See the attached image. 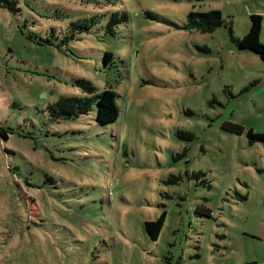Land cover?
Instances as JSON below:
<instances>
[{
  "label": "rangeland",
  "instance_id": "obj_1",
  "mask_svg": "<svg viewBox=\"0 0 264 264\" xmlns=\"http://www.w3.org/2000/svg\"><path fill=\"white\" fill-rule=\"evenodd\" d=\"M80 1L0 8V264H264V143L247 137L264 135V61L229 33L258 14L264 45V0ZM212 9L222 26L185 28ZM88 11L92 30L70 28ZM79 80L111 86L116 122L50 115L89 96ZM164 211L153 241L145 223Z\"/></svg>",
  "mask_w": 264,
  "mask_h": 264
},
{
  "label": "trees",
  "instance_id": "obj_2",
  "mask_svg": "<svg viewBox=\"0 0 264 264\" xmlns=\"http://www.w3.org/2000/svg\"><path fill=\"white\" fill-rule=\"evenodd\" d=\"M88 8L94 7L96 10H101L105 5L112 4L111 0H81ZM32 0H0V8L7 9L11 13H18L22 15L27 6H30ZM23 11V12H22ZM88 13L83 19H74L71 22L70 28L90 31L93 29L98 21H100V14L97 12ZM84 21V22H83ZM127 21V15H120L115 12L111 15L108 24V34L114 35L115 28L120 22ZM263 17L258 14L250 15V28L243 38H235L233 30L230 27L229 33L232 41L235 43L239 51H249L256 54L264 61V45L260 42V34L262 30ZM188 25L186 29H197L202 32H212L223 25L222 13L220 10L212 9L207 12H191L188 15ZM114 56L111 52H106L104 56V64L107 66L112 63ZM77 83L88 93L89 96H62L56 102L48 106L50 115L56 120H71L76 119L81 115H89L96 107L97 122L102 125H108L116 122L120 117V108L117 103V93L108 86L102 93L97 92V88L88 80H79ZM223 129L234 134H244L245 128L237 124L226 122L223 124ZM179 136L181 134L179 133ZM247 137L251 143L263 142V134H254L253 130L247 131ZM197 175V174H196ZM195 175V176H196ZM197 213L201 216L211 217L212 211L205 206L197 208ZM167 212L164 211L160 217L155 221L145 223V231L153 241H157L161 231L165 225ZM174 264H181L178 260Z\"/></svg>",
  "mask_w": 264,
  "mask_h": 264
}]
</instances>
